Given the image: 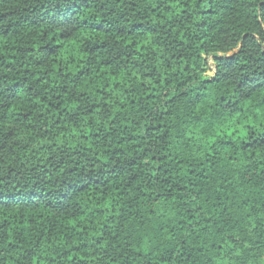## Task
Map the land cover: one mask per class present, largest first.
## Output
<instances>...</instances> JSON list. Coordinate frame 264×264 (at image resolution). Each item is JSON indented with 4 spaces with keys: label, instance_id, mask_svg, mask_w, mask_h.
I'll return each mask as SVG.
<instances>
[{
    "label": "trees",
    "instance_id": "16d2710c",
    "mask_svg": "<svg viewBox=\"0 0 264 264\" xmlns=\"http://www.w3.org/2000/svg\"><path fill=\"white\" fill-rule=\"evenodd\" d=\"M0 264H264V0H0Z\"/></svg>",
    "mask_w": 264,
    "mask_h": 264
}]
</instances>
